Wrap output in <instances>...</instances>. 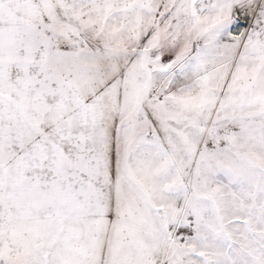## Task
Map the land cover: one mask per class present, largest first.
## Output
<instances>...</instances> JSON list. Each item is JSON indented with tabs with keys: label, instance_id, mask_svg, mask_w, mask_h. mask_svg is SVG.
I'll list each match as a JSON object with an SVG mask.
<instances>
[{
	"label": "snow or ice",
	"instance_id": "snow-or-ice-1",
	"mask_svg": "<svg viewBox=\"0 0 264 264\" xmlns=\"http://www.w3.org/2000/svg\"><path fill=\"white\" fill-rule=\"evenodd\" d=\"M0 264H264V0H0Z\"/></svg>",
	"mask_w": 264,
	"mask_h": 264
}]
</instances>
